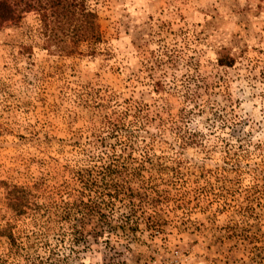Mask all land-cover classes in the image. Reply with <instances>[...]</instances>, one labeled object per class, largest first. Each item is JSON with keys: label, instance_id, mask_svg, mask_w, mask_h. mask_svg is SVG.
Listing matches in <instances>:
<instances>
[{"label": "rangeland", "instance_id": "374dc122", "mask_svg": "<svg viewBox=\"0 0 264 264\" xmlns=\"http://www.w3.org/2000/svg\"><path fill=\"white\" fill-rule=\"evenodd\" d=\"M86 4L0 28V264H264V0Z\"/></svg>", "mask_w": 264, "mask_h": 264}, {"label": "trees", "instance_id": "16d2710c", "mask_svg": "<svg viewBox=\"0 0 264 264\" xmlns=\"http://www.w3.org/2000/svg\"><path fill=\"white\" fill-rule=\"evenodd\" d=\"M31 11L39 15L43 29L51 33L53 39L62 35L72 41L62 44V52L72 53L81 41L93 44L100 40L96 15L86 0H0V28ZM219 63L229 64L223 60Z\"/></svg>", "mask_w": 264, "mask_h": 264}]
</instances>
